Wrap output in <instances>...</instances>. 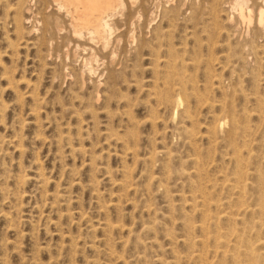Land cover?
Instances as JSON below:
<instances>
[{
  "label": "rangeland",
  "instance_id": "374dc122",
  "mask_svg": "<svg viewBox=\"0 0 264 264\" xmlns=\"http://www.w3.org/2000/svg\"><path fill=\"white\" fill-rule=\"evenodd\" d=\"M14 2L0 0V76L20 82L0 79V264H232L233 226L264 240V28L246 33L233 0H157L176 88L93 98L86 75L75 85L34 61L33 24L4 17ZM199 190L220 222L202 224Z\"/></svg>",
  "mask_w": 264,
  "mask_h": 264
},
{
  "label": "bare ground",
  "instance_id": "6f19581e",
  "mask_svg": "<svg viewBox=\"0 0 264 264\" xmlns=\"http://www.w3.org/2000/svg\"><path fill=\"white\" fill-rule=\"evenodd\" d=\"M27 1L15 0L14 3L7 4L8 9L4 17H10L15 32L21 29L26 19L33 24L32 29L36 30V37L24 45L35 50L34 61L39 63L42 69L54 68L58 72L53 73L54 77L56 75L61 78L70 76L73 84L84 85L83 75H86L87 82L93 88L90 94L93 98H100V95L124 97V94H117L118 87L125 86L128 89L130 86H135L138 92L146 90L149 96L167 100L170 96L168 93L176 88L171 84L173 75L171 68L174 67L175 62L168 32L161 23L152 25L155 16L148 13L147 9L157 0H33V6L36 7L34 11H31V5ZM232 8L236 10L240 23L246 25V33L253 20L256 27L262 31L264 4H259L258 0H233ZM164 17L169 18L166 14L163 15ZM22 37L20 36L19 39L22 40ZM20 42L23 43V41ZM75 63L80 66V75L75 68ZM147 73H150L151 81L145 78ZM0 79L5 80L9 85L20 83L10 67L3 70ZM21 79L23 76H20L18 80ZM146 82H148L147 85ZM144 85L149 88L147 89ZM178 92L175 94L177 96L171 99V104L176 109L183 105ZM231 135L232 131L229 136L232 137ZM238 162L237 159V164ZM229 181L235 196V208L232 214L236 221L242 213L240 207L245 204L243 198L247 187L245 188L246 183L240 178ZM199 193L200 204L193 205V208L200 207L199 210L204 217L202 224L204 225L206 221L210 224L220 222L217 220V214H210V199L206 198L208 195L205 194L207 195L205 196V192L201 191ZM202 224L200 228L203 227ZM239 227L233 226L231 232L233 244L232 248L229 247L231 248L229 258L232 259V264H264V240L251 239L248 233L244 235V227ZM222 236L224 235L218 233L213 240L219 244ZM203 240L196 241L203 246L206 242Z\"/></svg>",
  "mask_w": 264,
  "mask_h": 264
}]
</instances>
